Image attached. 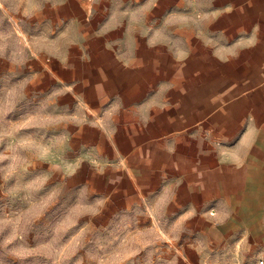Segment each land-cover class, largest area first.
Here are the masks:
<instances>
[{"label": "rangeland", "instance_id": "374dc122", "mask_svg": "<svg viewBox=\"0 0 264 264\" xmlns=\"http://www.w3.org/2000/svg\"><path fill=\"white\" fill-rule=\"evenodd\" d=\"M92 2L0 0V264L264 262V206L257 215L262 222L209 235L219 223L214 203L197 207L199 221L183 222L182 191L169 189L163 178L136 180L139 167L122 157L127 144L117 141L122 135L109 108L116 97L106 94L126 79L93 76L89 67L101 54L121 50L146 59L149 39L115 45L120 30L99 34L90 26ZM200 4L172 0L188 7L190 23ZM104 37L113 44L104 46ZM95 101L109 117L94 118ZM139 160L147 164L144 154Z\"/></svg>", "mask_w": 264, "mask_h": 264}, {"label": "crops", "instance_id": "0c3cea01", "mask_svg": "<svg viewBox=\"0 0 264 264\" xmlns=\"http://www.w3.org/2000/svg\"><path fill=\"white\" fill-rule=\"evenodd\" d=\"M107 1L112 7L103 0L86 7L93 14L90 26L99 34L120 30L115 45L121 47L149 39L146 59L134 49L121 50L101 54L89 67L93 76L126 79L106 94L116 97L109 108L122 135L117 141L127 144L122 157L139 167L136 180L163 178L169 189L182 191L183 222L199 221L197 207L214 203L219 223L208 228L209 235L224 237L262 222L257 215L264 206V0H201L194 23L188 7L173 6L172 0ZM105 15L109 21H100ZM174 20L179 40L172 36ZM101 39L104 46L113 44ZM157 78H163L158 85ZM96 101L90 105L94 118L109 117Z\"/></svg>", "mask_w": 264, "mask_h": 264}, {"label": "built area", "instance_id": "2783aa9c", "mask_svg": "<svg viewBox=\"0 0 264 264\" xmlns=\"http://www.w3.org/2000/svg\"><path fill=\"white\" fill-rule=\"evenodd\" d=\"M255 264H264V262L263 261H259V262L255 263Z\"/></svg>", "mask_w": 264, "mask_h": 264}]
</instances>
